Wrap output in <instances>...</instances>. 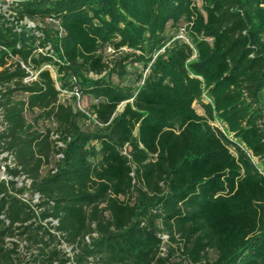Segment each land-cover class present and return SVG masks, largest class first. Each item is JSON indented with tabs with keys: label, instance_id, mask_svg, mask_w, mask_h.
<instances>
[{
	"label": "trees",
	"instance_id": "trees-1",
	"mask_svg": "<svg viewBox=\"0 0 264 264\" xmlns=\"http://www.w3.org/2000/svg\"><path fill=\"white\" fill-rule=\"evenodd\" d=\"M11 9L0 46L18 61L0 51V153L15 166L0 181V264H69L61 241L74 264H264V0ZM24 19L36 33L16 30ZM19 62L35 81L23 83ZM83 99L87 112L75 108Z\"/></svg>",
	"mask_w": 264,
	"mask_h": 264
},
{
	"label": "rangeland",
	"instance_id": "rangeland-1",
	"mask_svg": "<svg viewBox=\"0 0 264 264\" xmlns=\"http://www.w3.org/2000/svg\"><path fill=\"white\" fill-rule=\"evenodd\" d=\"M182 31V30H180ZM180 38H184V34L180 35ZM134 68V69H133ZM130 72H133V70H136L137 72H140V67L138 65H134V67L130 66ZM113 81L115 83H117V80L116 78H113ZM124 83V82H123ZM74 95V94H73ZM71 96L72 94H67V95H64L62 94L60 96V100L62 102H66V101H69L70 103H72L71 101ZM76 100H79L77 97H76ZM208 100L207 99H204L203 100V103H207ZM79 107H78V105ZM91 104V101L89 99H83V100H80L76 102L75 104V108H77L78 110L82 111V112H87L88 109H89V106ZM193 108L194 110L196 111L197 114L201 115V116H204V110H203V107L201 104H194L193 105ZM121 110V109H120ZM37 113L35 114H30V113H27L25 114V118L27 120L28 123H32L33 122V119L34 117L36 116ZM208 124L211 126V127H215V128H218L219 131L226 137V139L231 142L230 145L228 146V152L232 155V156H236V153H235V150L236 148H240L238 145H236L234 142H232L231 140V136L228 135V133L225 131V128L224 126L221 124V122L217 119H208ZM35 128L38 129V131L40 132H43L45 129H51L53 130L54 126L51 125L49 122H46V121H42V120H39L37 122V124L34 125ZM91 129H93L94 127L93 126H90ZM0 128H2V125L0 124ZM56 137L53 133L52 135V139L54 140ZM6 166H9L10 168H13L15 166L14 164V158L11 156V155H8L7 153H0V181L1 180H9L10 177L7 176L6 172H5V167ZM52 168V166H47L46 168H44L42 170V174L45 175L50 169ZM15 181L17 182V188H21L23 186H27V181L25 180V178L23 176L19 177V178H16ZM24 198L26 201H30V205L31 206H34V204L37 203V200L35 198V196H31V194L29 192H25L24 193ZM34 208V207H33ZM161 239L163 240L162 241V244H161V255H164L165 252H166V237L165 236H162ZM25 247H26V244L24 241H19V250L21 253H23V251L25 250ZM59 249L62 251V252H65V256L70 258V262L69 264H74L73 263V249H69V248H66L68 249L67 253H66V249L62 248V247H59ZM85 264H94V263H85Z\"/></svg>",
	"mask_w": 264,
	"mask_h": 264
},
{
	"label": "built area",
	"instance_id": "built-area-1",
	"mask_svg": "<svg viewBox=\"0 0 264 264\" xmlns=\"http://www.w3.org/2000/svg\"><path fill=\"white\" fill-rule=\"evenodd\" d=\"M18 0H0V16L6 20V21H9V22H12L14 20V17H15V12L12 11V7H13V4H16ZM16 30H18L19 32L21 30H26V31H32V32H35V29L37 27L40 26V24L36 23V22H32V21H29V20H21V21H14L13 22ZM36 33V32H35ZM0 51H4L6 53V55L8 56L6 58V60L8 58L12 59L13 61H18L17 58L13 57L12 54L7 51L5 48L1 47L0 46ZM42 50H39L38 53H41ZM20 66L22 67V69L25 70L27 76L23 79V83L24 84H30L32 83L33 81L36 80V77H37V72H33L31 71L30 69L26 68L21 62H19ZM46 68H48L49 70L52 71V69L49 67V66H46ZM2 92L1 90V87H0V93ZM1 95V94H0ZM75 97L79 98L77 93H74ZM78 105V103H77ZM79 107V105H78ZM0 124L2 125V128H0V131L4 128V122H3V111H2V108L0 107ZM218 129V128H217ZM219 130V129H218ZM57 146L58 147H62V144L61 143H57ZM61 155H57V158H60ZM27 181V180H26ZM29 186V181H27V186ZM24 195V194H23ZM21 196L22 200H25L24 196ZM36 199H38V196L37 195H34ZM38 201V200H37ZM51 225L52 226H56L57 225V222L56 221H52L51 222ZM52 233H54L52 231ZM55 235L58 236L57 233H54ZM85 241L87 242L88 241V238L86 237L85 238ZM59 247H62L64 249L66 248H69V249H72L71 246H68L66 243H64L63 241L60 242V246ZM66 253L68 251V249L65 250ZM76 252V251H75ZM65 253V252H63ZM74 253V252H73Z\"/></svg>",
	"mask_w": 264,
	"mask_h": 264
}]
</instances>
